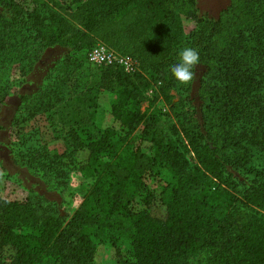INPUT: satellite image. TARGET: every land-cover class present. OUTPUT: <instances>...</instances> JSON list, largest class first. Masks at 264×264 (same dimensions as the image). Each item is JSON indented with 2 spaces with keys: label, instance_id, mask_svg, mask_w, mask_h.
Segmentation results:
<instances>
[{
  "label": "trees",
  "instance_id": "obj_1",
  "mask_svg": "<svg viewBox=\"0 0 264 264\" xmlns=\"http://www.w3.org/2000/svg\"><path fill=\"white\" fill-rule=\"evenodd\" d=\"M27 1L0 0L6 23L24 32L11 49L0 42V55L24 47L39 62L49 47L62 50L19 95L13 124L66 102L76 112L64 151L30 147L20 134L12 152L49 191L63 195L71 169L90 183L71 216L34 188L22 200L0 195V264H96L100 244L121 264H264V164L250 161L254 149L264 157V0H229L217 15L199 0ZM178 10L195 22L187 34ZM98 42L138 62L131 73L100 68L96 84L117 97L101 131L86 116L94 87L76 92L75 75V53ZM186 47L200 59L180 84L170 68ZM165 78L189 102L178 143L159 132L155 109H141Z\"/></svg>",
  "mask_w": 264,
  "mask_h": 264
},
{
  "label": "rangeland",
  "instance_id": "obj_2",
  "mask_svg": "<svg viewBox=\"0 0 264 264\" xmlns=\"http://www.w3.org/2000/svg\"><path fill=\"white\" fill-rule=\"evenodd\" d=\"M19 1L25 7L32 6L27 0ZM228 2L229 0H199L198 7L201 12L217 15ZM0 13H3V16H0V42L8 43V45H10V41L17 42V38L20 39L24 35V32L20 31V28L23 27L13 22L7 24L1 6ZM177 16L186 34L194 28V20L187 17L183 11L178 10ZM11 47L13 45H10L9 49ZM93 47L75 53L76 61L81 65L75 73L79 77L76 92L94 87L91 92L94 99L86 116L89 117V121L94 124L96 130L101 131L112 121L111 109L117 97L113 91L101 88L96 84L100 68L104 65H99L92 60ZM60 49L59 47H49L42 57L43 60L39 62H33V52L26 55L24 47L12 48L14 53L8 52L6 57L5 53L0 55V195L22 200L29 195V189L34 188L54 200H60L63 206L62 212L71 216L82 201L90 180L75 169H71L66 177V189L63 195H60L56 191L57 189L49 191L47 180H42L34 175L28 163L15 160L12 152V143L17 140L20 134L30 139V147L41 144L53 153L62 152L68 147V133L74 125L71 117L75 116L76 112L72 108L73 103L66 102V105L62 103L49 112H41L18 125L13 124L18 104L21 102L19 95L32 93L36 89L45 71L46 63L58 59L61 54ZM203 71L204 68L198 66V74L201 75ZM200 75L198 76L200 77ZM198 78L195 88L199 84ZM188 103L186 94L175 87L168 78H165L159 79V81L154 80L141 102V109H155L158 114L156 126L159 132L169 141L178 143L180 141L178 139H182L181 127L184 123V111ZM253 152L254 160L250 161L256 166H262L264 157L255 149ZM86 154L87 152L82 151L79 158H85ZM154 209L157 213L161 211L159 206H155ZM242 209L248 210L238 206L236 211L239 212ZM122 247L123 252L127 255V243H123ZM95 262L96 264H121L117 259L114 247L106 244L99 245Z\"/></svg>",
  "mask_w": 264,
  "mask_h": 264
},
{
  "label": "built area",
  "instance_id": "obj_3",
  "mask_svg": "<svg viewBox=\"0 0 264 264\" xmlns=\"http://www.w3.org/2000/svg\"><path fill=\"white\" fill-rule=\"evenodd\" d=\"M91 56L99 65H118L128 73L138 69V62L132 56L122 54L103 42L93 47Z\"/></svg>",
  "mask_w": 264,
  "mask_h": 264
},
{
  "label": "clouds",
  "instance_id": "obj_4",
  "mask_svg": "<svg viewBox=\"0 0 264 264\" xmlns=\"http://www.w3.org/2000/svg\"><path fill=\"white\" fill-rule=\"evenodd\" d=\"M199 53L191 47L179 51V60L170 68L171 73L180 84H188L194 78L193 68L199 63Z\"/></svg>",
  "mask_w": 264,
  "mask_h": 264
}]
</instances>
